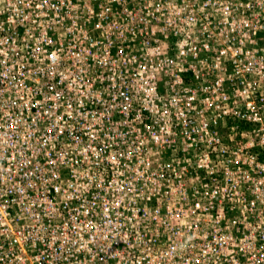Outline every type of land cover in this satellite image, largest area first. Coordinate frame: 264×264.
<instances>
[{
	"label": "built area",
	"instance_id": "built-area-1",
	"mask_svg": "<svg viewBox=\"0 0 264 264\" xmlns=\"http://www.w3.org/2000/svg\"><path fill=\"white\" fill-rule=\"evenodd\" d=\"M0 264H264V0H0Z\"/></svg>",
	"mask_w": 264,
	"mask_h": 264
}]
</instances>
